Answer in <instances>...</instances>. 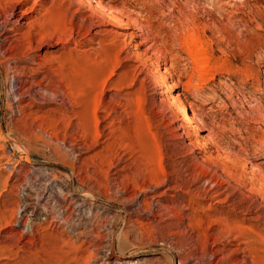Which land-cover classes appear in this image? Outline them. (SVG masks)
Wrapping results in <instances>:
<instances>
[{"label": "rangeland", "instance_id": "obj_1", "mask_svg": "<svg viewBox=\"0 0 264 264\" xmlns=\"http://www.w3.org/2000/svg\"><path fill=\"white\" fill-rule=\"evenodd\" d=\"M81 1L0 18V264H252L239 234L264 233V0H102L149 26L148 50L109 22L80 42ZM190 33L208 83L174 41ZM192 74L200 90L174 88Z\"/></svg>", "mask_w": 264, "mask_h": 264}, {"label": "bare ground", "instance_id": "obj_2", "mask_svg": "<svg viewBox=\"0 0 264 264\" xmlns=\"http://www.w3.org/2000/svg\"><path fill=\"white\" fill-rule=\"evenodd\" d=\"M28 1L29 0H5V2H7V3L10 2V3L13 4V7L9 11L8 10L7 11L5 10L7 6L5 7V5H4L2 7V9L4 10V13L5 14L2 15L0 13V18L2 16L5 18L4 20H5V25L6 26L7 25H10V24H15V22L12 23L11 20L20 13V12H18V9L21 8ZM82 1H84V0H82ZM82 1H81V3H82ZM85 1L88 3L87 5L92 9V11H94V16L91 17V21H90L91 24L88 25L89 28L86 29L87 32L85 30V33L86 34H81L80 35L81 36V41L80 42L83 43L85 40H87L90 37V35L93 36L92 30H93L94 27H96V25L98 23H100L98 25H101V23L109 22V23H112V24L118 25V26L125 25V26H132V27H134V29L136 31V33H134V36L141 39V43L140 44L141 45H144L145 43H148V42L150 43L149 47L146 50L151 49L152 47L153 48L155 47L156 40L153 37L152 32H151V29H149V26L148 25H141L139 28H137V19L139 17L138 18H135L136 19L135 20V19H133L130 16V14H132V13L125 14L122 10L120 11L118 8H115V7L113 8L111 6H108V5L104 4L102 2V0H98V1L97 0H85ZM35 3H37V2H35ZM66 8H67V6H66ZM64 12H66V11H64ZM79 15L82 18V15L81 14H79ZM95 18L96 19H99V20L96 22L94 20ZM17 23H18V25H17L18 27H20L21 25H23V24H21V19L20 20L17 19L16 20V24ZM73 24H74V22H73ZM1 27H2V25H1ZM176 38H175L176 40H174V41H177L178 42V46L180 47V49L182 51H184L186 55L191 56V59L193 60V70H196V72L198 74L197 81L198 82H201L202 84H204V82H206V81H209L210 82V80L213 79V77H214L213 74H212V72L215 71V70L211 68V66L209 65L207 59L202 55V51L204 49V46H203V43L201 41L200 36L199 35H196V34H193V33H190V34H187L186 36H183V35H180V37L177 36ZM118 40L115 37L112 41L108 42V44L103 42V44H102V45H104L103 48H102L103 50L101 51L100 56L96 60L93 61L92 66L94 64H96V65H98L97 67H100L101 69H104L107 66L108 62L111 63L109 61L110 58H111V54H112L111 51H112V49H114L115 47H117V45H118L117 42H119ZM157 47H158V49H157L158 51H156V50L155 51L162 58V61H166V60L169 59L171 61V63H174V58L170 55V57H172L170 59V57L167 55V52H166V51H168L167 49L161 48V47L159 49V46H157ZM146 52H148V51H146ZM185 58H187V57H185ZM165 64H166V62H165ZM171 70L174 71L173 65L170 66L169 69H167V75H168L167 78H171L172 79L173 78V75H172ZM182 78L183 77H180L179 80H177L174 83V88L183 87L185 93H193V91L195 92V91L200 90V86L198 85V83L196 84V82L194 81L195 79L193 77V74L192 75H189V77L186 78L187 79V82L185 84H182ZM206 83H208V82H206ZM92 88H93V86H92ZM183 98L184 97H182V95L179 94V96L177 97V102L181 106L180 109L182 110V112H183L186 120L191 125H193V127L197 131H200V132L201 131H208L207 127L205 125H203L204 123H202L197 118L196 111H194L193 108H191L190 106H188L186 104V102L184 101ZM188 110L191 111L192 115H190L188 113ZM260 168H259L258 171L256 170L257 172L254 173L252 176L260 177L264 181V170H262ZM250 220H253V219L251 218ZM261 221L259 222V224L264 225V221H262V222ZM239 235H241L240 238H242V241L245 240V247L246 248H245L244 252H249V253H252V255H253L252 256V262L251 263L252 264H262L263 261H264V233L261 232V231H258L256 229L250 228L248 230L242 231ZM237 239H239V238H237Z\"/></svg>", "mask_w": 264, "mask_h": 264}]
</instances>
